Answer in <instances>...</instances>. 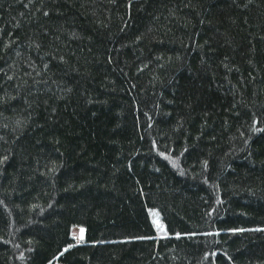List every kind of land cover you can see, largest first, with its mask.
Instances as JSON below:
<instances>
[{
  "label": "trees",
  "instance_id": "trees-1",
  "mask_svg": "<svg viewBox=\"0 0 264 264\" xmlns=\"http://www.w3.org/2000/svg\"><path fill=\"white\" fill-rule=\"evenodd\" d=\"M0 264H264V0H0Z\"/></svg>",
  "mask_w": 264,
  "mask_h": 264
},
{
  "label": "rangeland",
  "instance_id": "rangeland-1",
  "mask_svg": "<svg viewBox=\"0 0 264 264\" xmlns=\"http://www.w3.org/2000/svg\"><path fill=\"white\" fill-rule=\"evenodd\" d=\"M74 233L77 234L78 233V229L77 230H74Z\"/></svg>",
  "mask_w": 264,
  "mask_h": 264
}]
</instances>
